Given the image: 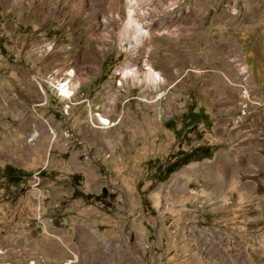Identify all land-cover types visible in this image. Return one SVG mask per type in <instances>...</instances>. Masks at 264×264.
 <instances>
[{
	"label": "rangeland",
	"instance_id": "1",
	"mask_svg": "<svg viewBox=\"0 0 264 264\" xmlns=\"http://www.w3.org/2000/svg\"><path fill=\"white\" fill-rule=\"evenodd\" d=\"M138 1L0 0V264H264V0ZM238 47L252 87L194 99Z\"/></svg>",
	"mask_w": 264,
	"mask_h": 264
},
{
	"label": "crops",
	"instance_id": "2",
	"mask_svg": "<svg viewBox=\"0 0 264 264\" xmlns=\"http://www.w3.org/2000/svg\"><path fill=\"white\" fill-rule=\"evenodd\" d=\"M234 50L236 51L235 63L227 65L221 59L217 61L218 64L207 61L204 64L197 61V57L194 55L192 59H188L186 64L184 63L185 65L182 67L184 76L180 78L181 81L184 79V88L193 93L194 99L201 97V95L204 98L215 99L216 105L225 107L224 113L233 109L231 101L236 98L238 91L234 86L240 83L241 73L245 74L247 88L252 87L251 84L253 83L251 68L246 62L242 61V56L246 55L245 50H240V47ZM214 57V60H216L220 56L215 55ZM255 66L256 73L261 77L264 65L257 62ZM219 74H222L226 81L222 80ZM174 80L172 77L170 81L175 82ZM219 101L221 102L219 103ZM226 106H229V108L226 109Z\"/></svg>",
	"mask_w": 264,
	"mask_h": 264
},
{
	"label": "bare ground",
	"instance_id": "3",
	"mask_svg": "<svg viewBox=\"0 0 264 264\" xmlns=\"http://www.w3.org/2000/svg\"><path fill=\"white\" fill-rule=\"evenodd\" d=\"M111 1V0H110ZM157 1H160V0H157ZM164 1V0H163ZM161 2V1H160ZM160 4V3H159ZM114 6V5H113ZM115 7V6H114ZM120 11V10H118ZM141 12V9L139 7V1L138 0H126V13L129 17V21L126 23L127 25L126 28L128 27H132V26H136L137 28L139 29H142L144 30V32H146V28L143 29V25H139L138 21L135 19L136 15L137 14H140ZM120 12H118L119 14ZM143 13V12H142ZM138 16V15H137ZM139 17V16H138ZM135 27V28H136ZM125 28V29H126ZM125 72H128V70H125L122 72V76L124 77L125 76ZM134 75V73H132ZM67 77L69 78H73V72L72 71H68V74L66 75ZM153 77H155L156 79H159L158 75L157 74H153ZM57 84V83H56ZM57 88V87H56ZM58 89H59V92H60V96L64 97V98H69L71 96V87H70V84L68 83L67 80H59V85H58ZM57 89V90H58ZM99 120L104 124V125H108L107 121L101 117H99ZM84 238L86 237V233L83 234Z\"/></svg>",
	"mask_w": 264,
	"mask_h": 264
},
{
	"label": "trees",
	"instance_id": "4",
	"mask_svg": "<svg viewBox=\"0 0 264 264\" xmlns=\"http://www.w3.org/2000/svg\"><path fill=\"white\" fill-rule=\"evenodd\" d=\"M197 151L199 152V155L195 158V160L209 159L211 157L207 149L200 148ZM191 161H194L192 153L184 155V164L189 163Z\"/></svg>",
	"mask_w": 264,
	"mask_h": 264
}]
</instances>
